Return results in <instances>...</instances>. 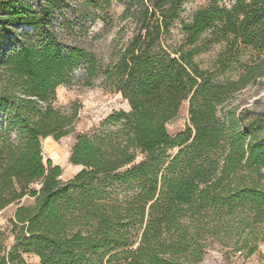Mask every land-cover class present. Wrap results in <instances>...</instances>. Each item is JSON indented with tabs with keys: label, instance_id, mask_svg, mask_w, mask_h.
<instances>
[{
	"label": "trees",
	"instance_id": "obj_1",
	"mask_svg": "<svg viewBox=\"0 0 264 264\" xmlns=\"http://www.w3.org/2000/svg\"><path fill=\"white\" fill-rule=\"evenodd\" d=\"M26 1L0 0V44L22 27L41 38L0 53V216L15 234L7 249L0 233V264H28L23 254L38 264H199L209 239H236L235 251L253 253L264 232V111L217 113L264 76V0L210 5L182 23L189 45L212 31L257 52L237 81L225 83L201 71L192 51L158 49L185 0H123L136 28L106 65L78 47L60 50L50 29L59 0L37 11ZM80 66L86 85L99 77L130 111L77 136L70 163L83 169L63 182L61 169L43 162L41 140L72 128L75 114L52 102ZM184 102L189 126L173 136L167 125ZM120 186L133 191L124 202L111 197Z\"/></svg>",
	"mask_w": 264,
	"mask_h": 264
},
{
	"label": "rangeland",
	"instance_id": "obj_2",
	"mask_svg": "<svg viewBox=\"0 0 264 264\" xmlns=\"http://www.w3.org/2000/svg\"><path fill=\"white\" fill-rule=\"evenodd\" d=\"M48 0H27L31 10L37 11L38 4ZM235 0H185L180 7L178 19L167 30L162 32L158 41V49L168 54L173 52L192 51L194 64L203 72L212 75L217 83L237 81L243 74L245 66L256 61L257 52L250 47L236 43L232 38L218 39L212 31H207L193 44L187 43L188 37L182 30V23H190L193 14L210 5L230 8ZM59 10L54 12L50 29H52L60 46L67 52L78 47L93 54L100 63L111 62L116 53L133 37L135 22L124 18L126 2L123 0H59ZM21 33H24L23 35ZM40 33L31 27H22L17 32L2 38L0 53H12L20 41H40ZM174 56V54H172ZM178 57V55H175ZM1 74V70H0ZM68 85H60L55 89L52 106L65 114H75V120L69 132L55 140L48 137L41 140L43 162L51 161L53 166L61 169L59 180L65 182L73 178L83 168L70 163L72 147L78 135H92L104 129L102 124L114 112H129L126 100L119 93L106 89L98 77L87 84L84 66L73 72ZM235 110L238 115L243 110L264 111V76L233 94L218 108V116L223 117L226 111ZM0 114V125L3 124ZM189 126L188 102H184L177 117L167 125L168 132L175 136ZM107 128V127H106ZM264 135V126L259 131ZM14 139V133H10ZM177 150L170 151L175 154ZM34 187L38 188V184ZM133 191L125 187H113L111 197L118 202L130 199ZM5 214L0 216L1 244L9 249L14 244L15 234ZM254 244L253 253L235 251L236 239L219 241L208 240L205 255L199 264H264V232ZM240 245V243H239ZM28 264H38L39 259L33 254H23Z\"/></svg>",
	"mask_w": 264,
	"mask_h": 264
}]
</instances>
